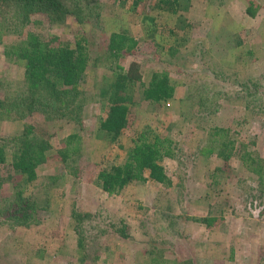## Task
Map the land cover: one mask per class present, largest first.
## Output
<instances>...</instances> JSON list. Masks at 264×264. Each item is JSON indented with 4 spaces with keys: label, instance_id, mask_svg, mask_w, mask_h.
Segmentation results:
<instances>
[{
    "label": "rangeland",
    "instance_id": "374dc122",
    "mask_svg": "<svg viewBox=\"0 0 264 264\" xmlns=\"http://www.w3.org/2000/svg\"><path fill=\"white\" fill-rule=\"evenodd\" d=\"M63 1L68 7L63 23H51L37 13L21 31L57 37L70 45L84 33L89 52L99 59H93L95 66L72 90V103L66 105L72 115L46 117L20 108L0 119V137L29 123L51 147L38 168V180L26 186L25 194L32 192L40 205L36 221L16 225L0 215V264H264V186L259 187L237 155L225 162L206 151L208 128L217 126L230 130L238 142L254 141L247 149L264 160V0H256L261 8L254 18L245 15L247 0H180L176 14L157 9V0ZM1 12L9 27L3 42L17 40L12 10ZM162 26L174 29L178 37L154 31L165 30ZM122 30L138 41L137 50L113 58L108 37ZM179 38L187 39L182 47L190 49L177 59L181 70L190 71L192 79L214 80L208 85V115L201 121L189 114V88L181 71L170 74L174 98L155 104L142 96L155 66L153 51L176 46ZM132 59L139 61L143 79L129 83L132 99L119 147L97 125L106 115V84L114 79L116 68ZM23 68L0 55V98L10 101L20 92ZM234 78L255 84L246 99L235 96L239 89ZM199 100L197 95L195 102ZM244 118L249 120L243 122ZM146 126L177 145V156L161 161L172 184L148 179L128 184L119 194L104 192L96 181L99 168L121 162L132 139ZM74 132L82 137L74 155L79 169L71 173L58 151L64 137ZM2 173L0 206L9 201L20 180L8 164ZM72 209L85 216L83 247L76 244ZM208 215L217 218L211 227L200 219ZM118 219L129 223L130 237L122 238L114 227Z\"/></svg>",
    "mask_w": 264,
    "mask_h": 264
},
{
    "label": "trees",
    "instance_id": "16d2710c",
    "mask_svg": "<svg viewBox=\"0 0 264 264\" xmlns=\"http://www.w3.org/2000/svg\"><path fill=\"white\" fill-rule=\"evenodd\" d=\"M132 1L136 3L141 0ZM179 6L180 0H157L156 2L157 9L172 14L178 13ZM6 8L12 10L14 22L11 28L17 29L16 33L19 37L8 43L3 42V34L9 29L8 25L4 24L7 16L1 12ZM260 8L256 0H247L245 15L254 18ZM37 13L45 15L51 23L61 24L66 19L68 7L63 0H0V46L2 47L0 55L4 59H15L24 67L23 88L20 92L18 91L10 101L0 98V119L9 117L13 110L20 108L28 113L35 111L44 113L46 117L54 114L61 117L67 114L72 115V111L66 112V105L70 106L72 103V90L76 91V86L79 85L88 69L95 66L93 59H99L89 52L85 44L87 40L84 33L77 35L73 45L59 41L57 37L46 39L29 31L23 34L21 28L29 22L32 14ZM77 19H80V16H77ZM162 27L165 30L155 28L154 31L160 33L167 31L169 35L178 37L174 29ZM179 39L182 41L176 46L160 47V50L153 51V65L155 66L151 68L148 80L143 86L142 96L148 103L155 104L165 103L174 98L175 87L170 80V74L181 71L187 79L185 85L189 88L186 97L189 114L191 117H197V121H201L204 120L205 115H208L206 104L209 97L208 85L214 84V80H201L196 76L192 79L190 71L181 70V63L177 59L180 58L183 50L189 51L190 49L188 46L182 47V43L187 39ZM137 46L138 41L124 30L113 32L108 37L107 49L113 58L133 55ZM194 53L198 59L196 51ZM140 68L138 60H129L126 67L116 68L114 79L105 87L107 110L105 117L98 121L97 127L107 133L110 140L119 147H122L119 136L126 128L132 99L127 92L128 86L130 82L142 81L143 73ZM204 72L207 70L205 69ZM233 82L239 89L235 95L237 98L242 96L246 99L255 87V84L249 80L239 83L238 78H234ZM197 95L200 100L195 102ZM194 105H199V109L191 111ZM248 120L249 118H244L243 122ZM208 130L207 153L220 157L225 162L237 155L242 165L255 176V181L262 188L264 186V160L254 150L247 149L248 145L254 144V141L249 144L244 141L238 142L227 128L211 126ZM81 137L79 132L66 135L63 139V146L58 151L61 162L71 173H76L79 169L74 161L80 150ZM50 148L48 140L36 133L34 125L29 123H24L16 133L7 138L0 137V193L5 182L2 173L5 164L20 175L19 182L14 185L11 198L0 206V215L13 224L29 225L37 219L36 213L40 207L38 199L32 196V192L25 194V191L27 185L38 180V168L46 161ZM177 153L178 148L173 138L146 126L135 139H132L121 162L110 163L99 168L96 181L108 194H119L128 184L134 181L144 182L148 179L169 186L172 181L166 174L161 161L164 158H174ZM10 176L12 177V174ZM47 200H49L48 192ZM87 215L90 214L87 213ZM84 217L78 210L72 209L71 218L75 221L74 231L77 235L76 244L79 247L84 246L86 231L83 223ZM200 219L206 227H211L217 220L216 216L212 215ZM116 222L114 227L121 237H130L129 223L123 219H118Z\"/></svg>",
    "mask_w": 264,
    "mask_h": 264
}]
</instances>
